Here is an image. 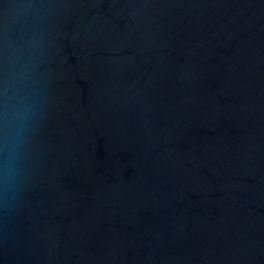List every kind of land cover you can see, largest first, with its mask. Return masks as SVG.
<instances>
[{"label": "water", "instance_id": "obj_1", "mask_svg": "<svg viewBox=\"0 0 264 264\" xmlns=\"http://www.w3.org/2000/svg\"><path fill=\"white\" fill-rule=\"evenodd\" d=\"M0 264H264V0H0Z\"/></svg>", "mask_w": 264, "mask_h": 264}]
</instances>
